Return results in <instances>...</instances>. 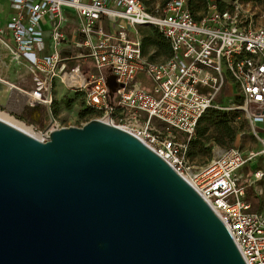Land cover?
Masks as SVG:
<instances>
[{
  "label": "built area",
  "instance_id": "2783aa9c",
  "mask_svg": "<svg viewBox=\"0 0 264 264\" xmlns=\"http://www.w3.org/2000/svg\"><path fill=\"white\" fill-rule=\"evenodd\" d=\"M8 1L15 12L0 29V44L33 75V86L26 91L0 77V100L6 99L0 109L20 99L48 108L51 125L38 132L45 142L60 128L52 113L57 83L81 95L86 110L136 136L194 187L246 264H264V208L253 210L241 184L246 166L264 159V27L242 25L238 5L221 10L218 0H207L200 18L190 0H170L158 14L140 0ZM144 27L161 32L171 47L168 59L151 62L144 55ZM109 74L119 85L113 101ZM224 91L231 101L242 97L254 126L262 124L255 129L262 150L229 148L194 170L188 142L176 132L190 140L208 110H228L220 101ZM253 178L263 181L264 171Z\"/></svg>",
  "mask_w": 264,
  "mask_h": 264
},
{
  "label": "water",
  "instance_id": "95a60500",
  "mask_svg": "<svg viewBox=\"0 0 264 264\" xmlns=\"http://www.w3.org/2000/svg\"><path fill=\"white\" fill-rule=\"evenodd\" d=\"M106 83L113 101L116 77ZM0 264L246 262L186 179L130 132L93 119L45 142L0 120Z\"/></svg>",
  "mask_w": 264,
  "mask_h": 264
},
{
  "label": "rangeland",
  "instance_id": "374dc122",
  "mask_svg": "<svg viewBox=\"0 0 264 264\" xmlns=\"http://www.w3.org/2000/svg\"><path fill=\"white\" fill-rule=\"evenodd\" d=\"M221 3L226 5V8L235 10V7H239V21L244 26L253 25L256 28L264 27V0H219ZM162 1L158 0L155 4V10L158 9ZM71 14V13H70ZM152 29L145 30V33L150 32ZM156 49L150 47L147 52V57L154 55ZM166 60L162 55L156 57V62H162ZM0 77L4 78L11 84L22 88L23 90L29 91L33 86V75L29 70L19 64H17L12 54L3 48L0 44ZM146 84H150L146 79H142ZM54 104L52 107V113L57 121V125L60 128L77 126L80 127L93 119H101L99 113H90L85 109L84 99L81 95H75L73 92H69L63 88L62 85L57 83V92ZM32 93L30 92V95ZM240 96H236L233 101L230 100V95L224 91L220 96V101L226 103L229 108L225 112L239 111L241 118L247 121V128L240 131L236 141L229 147H220L215 143L212 144V155H205L203 153H197L191 158V164L194 170L199 169L207 165L214 157L220 155L224 150L229 148L238 147L245 154L253 153L259 154L262 150L259 140L257 138V128H261L262 124L254 126L249 115L242 109L245 107L244 99H239ZM1 103L5 104L6 99L2 98ZM27 99H20V102L12 101L10 105L0 109V113L7 114L16 120L23 122L28 127H31L39 138L38 132L46 130L51 125V117L48 108L43 106H29ZM249 113H252L251 107ZM21 117L22 119H19ZM182 134V133H181ZM177 134L182 140H186L184 134ZM258 169L264 171V159L258 158L256 162L247 165L242 171L241 184L247 188L248 193L253 191L255 194V182L253 175L250 176L249 172H254ZM264 189V185L262 187ZM259 197L264 202V191L259 194Z\"/></svg>",
  "mask_w": 264,
  "mask_h": 264
},
{
  "label": "trees",
  "instance_id": "16d2710c",
  "mask_svg": "<svg viewBox=\"0 0 264 264\" xmlns=\"http://www.w3.org/2000/svg\"><path fill=\"white\" fill-rule=\"evenodd\" d=\"M141 3L151 13H160L170 0H161L162 3L158 9L155 10V4L158 0H140ZM219 8L226 9V5L218 0ZM190 9L196 18H200L207 11V0H190ZM152 29L150 32L145 33V30ZM143 35L142 47L143 53L146 56L150 47L155 48L157 51L154 55L149 56V61L156 62V57L162 55L168 59L171 56V47L161 32L155 27L141 28ZM140 79H144L140 77ZM143 87L150 90V86L143 81ZM239 99H243L239 97ZM54 104V103H53ZM53 107V106H52ZM90 113L94 111L88 110ZM19 119H22L19 117ZM248 126L247 121L241 118L239 111L225 112L217 109L208 110L198 123L195 135L189 140L185 135V141L188 142V157L191 159L197 153L205 155H212V142L220 147H229L233 144L240 131L246 129ZM176 134H181L176 132ZM182 135V134H181ZM252 176L253 172H249ZM247 201L252 204L254 211L261 210V198L253 191H247Z\"/></svg>",
  "mask_w": 264,
  "mask_h": 264
},
{
  "label": "crops",
  "instance_id": "0c3cea01",
  "mask_svg": "<svg viewBox=\"0 0 264 264\" xmlns=\"http://www.w3.org/2000/svg\"><path fill=\"white\" fill-rule=\"evenodd\" d=\"M15 10L11 6L8 0H0V29L3 28L8 20V18L14 14ZM147 57V56H146ZM149 58V57H147ZM264 185V180L255 184V192L261 195L264 189L262 188ZM262 201L261 210L264 208V202ZM260 211V210H259Z\"/></svg>",
  "mask_w": 264,
  "mask_h": 264
},
{
  "label": "bare ground",
  "instance_id": "6f19581e",
  "mask_svg": "<svg viewBox=\"0 0 264 264\" xmlns=\"http://www.w3.org/2000/svg\"><path fill=\"white\" fill-rule=\"evenodd\" d=\"M4 79V78H3ZM1 102V100H0ZM0 120L4 121L5 123H8L10 125H12L13 127L37 138L36 134L34 133L33 129L31 127H28L26 124H24L23 122H20L18 120H16L15 118L10 117L7 114H2L0 113ZM221 154V152H220Z\"/></svg>",
  "mask_w": 264,
  "mask_h": 264
}]
</instances>
